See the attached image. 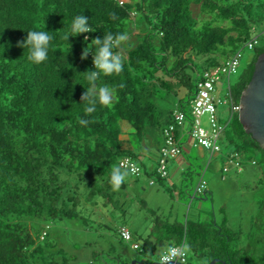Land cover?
Listing matches in <instances>:
<instances>
[{
    "label": "trees",
    "instance_id": "obj_1",
    "mask_svg": "<svg viewBox=\"0 0 264 264\" xmlns=\"http://www.w3.org/2000/svg\"><path fill=\"white\" fill-rule=\"evenodd\" d=\"M78 15L88 17L93 32L65 40ZM263 19L264 0H0V264H72L74 256L49 233L51 223H58L54 234L61 236L68 221L103 229L100 238H106L87 264H131L111 240L123 242L119 226H95L84 214L86 204L102 203L124 213L129 182L114 190L113 166L124 156L137 161L143 150L155 154L158 164L166 132L179 144L180 127L167 131L174 124L173 110L182 109L191 119L189 102L203 71L228 57ZM43 30L53 39L48 59L36 65L29 49L17 42L28 31ZM105 33L129 37L113 49L124 58L123 71L101 75L96 90L112 87L113 103L97 102L96 110L86 114L91 105L80 97L89 88L85 71L94 70L92 54L98 47L91 41ZM86 47L90 53L82 61ZM263 50L264 44L252 49L236 81L228 82L233 104ZM223 124L224 146L241 152L256 173L249 187L255 212L248 231L241 236L231 229L222 209L220 222L171 223L155 217L138 249L139 254L148 250L144 262L152 263L158 243L187 240L186 264H209L214 258L219 259L214 264H264V149L245 131L237 111ZM140 166L145 175L163 179L156 168L148 172Z\"/></svg>",
    "mask_w": 264,
    "mask_h": 264
},
{
    "label": "rangeland",
    "instance_id": "obj_2",
    "mask_svg": "<svg viewBox=\"0 0 264 264\" xmlns=\"http://www.w3.org/2000/svg\"><path fill=\"white\" fill-rule=\"evenodd\" d=\"M257 30L261 31V27L259 26ZM260 40L263 42L262 38ZM252 55V50L242 48L240 66L229 77L231 84L236 81L242 67L251 59ZM223 83L226 86L227 80L224 79ZM177 91L179 97H182L185 93L183 87L177 88ZM218 96L222 100L221 103L217 104L219 121L224 123L228 119L229 113V104L223 102L226 97V90L220 91ZM200 124L206 129L210 128L207 113H203L200 116ZM125 131L127 132L128 130L125 129ZM126 132H124V135L127 137ZM220 143V154L212 157L207 153L203 157L199 156L193 149L189 156L191 166L180 178L181 185L180 183L177 184L176 182L178 181H176L175 186H169L165 190L161 185L165 182L163 181L164 179L158 180L154 176L150 177L145 174L135 178L128 175L126 179L129 182V186L124 190L126 196L122 198L125 201V205L122 207L124 208V213H122V209L113 210L111 207L103 206L102 203L97 206L87 203L84 214L94 221L95 226L100 223H106L110 226L121 224L128 226L131 233H133L134 241L141 244L142 239L150 233L155 217L171 223L184 222L185 219L210 222L211 218L220 222L223 214L221 212L222 209L227 217L228 226L237 232H241L242 236L248 231L251 217L255 212V204L249 187L256 179V173L253 167L248 162H245L242 172L231 170L226 173L225 177H222L221 166L224 155L232 149L224 146L222 139ZM171 160L166 163L167 175L172 165ZM137 162L138 164H145L140 155ZM202 172L207 182V189L211 192L207 193L206 199H204L203 194H194V187ZM151 179L154 181L153 184H150ZM88 207H92L94 210L91 215H89L90 211H87ZM68 222H66L67 228L63 229L61 236L54 234L59 229L58 223H51L49 233L56 237L57 242L68 254L74 256L75 259L70 261L72 264H87L92 250H98V244L103 243L101 240L106 238L105 236L102 239L100 238L103 229L94 228V226L85 229L80 227V225ZM107 233L112 234V232ZM111 240L113 241L115 252L120 254L122 260L131 262L132 259H146L143 253H147L148 250H144L142 254H139L138 249L132 248L130 243L118 241L114 238ZM96 241L97 243H94ZM86 242L92 244V246H85ZM163 246H168V243L162 241L156 245V249L153 252V262H158L159 250Z\"/></svg>",
    "mask_w": 264,
    "mask_h": 264
},
{
    "label": "built area",
    "instance_id": "obj_3",
    "mask_svg": "<svg viewBox=\"0 0 264 264\" xmlns=\"http://www.w3.org/2000/svg\"><path fill=\"white\" fill-rule=\"evenodd\" d=\"M125 0H119V3ZM261 31L252 29L250 36L245 39L241 45L236 48L228 57L224 58L221 62L205 69L201 75L200 80L197 82V89L194 97L190 100V113L191 119H187L185 112L182 109L175 108L173 110V121L174 124H170L167 131H171L175 126L180 129L188 130V133L193 140L194 145L199 146L207 150L210 155H219L221 152V136L224 130V124L218 120L217 117V104L221 103L222 100L218 94L223 89L226 90V97L223 102L229 104L230 115L234 111H238L239 105L233 104L229 97V77L235 73L241 63V50L247 48L249 50L254 49L257 46L264 44V19L261 24ZM263 39L261 42L260 39ZM227 80L226 86H224L223 80ZM203 113L208 114V121L210 128L206 129L200 124V116ZM165 138L166 145L162 147L161 154L158 158V164L156 172L160 178L167 177L166 163L170 157L177 155L180 151V145L175 143L171 133L166 132ZM244 156L241 152L230 151L224 155L223 164L221 166L222 177L226 176V173L234 170L241 172L244 168ZM254 163V160H250ZM122 170L127 169L129 174L134 177H139L143 174V169L137 161L129 156H124L120 159L119 165ZM150 183L154 181L151 179ZM207 189V182L204 179L203 172L194 187V194H202ZM120 238L131 244L134 249H139L140 244L134 241L130 230L125 226H119L117 228ZM44 232L40 235L42 238ZM180 244H174L172 246H179ZM187 260V256L185 258Z\"/></svg>",
    "mask_w": 264,
    "mask_h": 264
},
{
    "label": "clouds",
    "instance_id": "obj_4",
    "mask_svg": "<svg viewBox=\"0 0 264 264\" xmlns=\"http://www.w3.org/2000/svg\"><path fill=\"white\" fill-rule=\"evenodd\" d=\"M93 32L88 24V17L85 15H78L74 18L71 30L63 37L68 40L70 36L76 37L81 34ZM53 37L49 31H28L27 36L17 42L18 47L29 49V60L34 64L39 65L48 59L49 45ZM88 40L87 35L84 36ZM129 39L127 33H105L103 38H93L91 43L97 47L96 54H92V63L94 70H86V79L89 83V88L85 89L80 97L81 101L87 102L91 106L85 107V113L90 114L96 110L95 105L99 102L100 105L110 107L113 103L114 89L108 85H104L96 90V81L103 76L118 75L123 71L124 58L118 51L122 43ZM90 51L87 47L83 49L80 59L86 60ZM80 124L86 125L87 120H80ZM127 169L122 170L121 166H113L111 172L110 183L114 190H118L123 182L128 177ZM190 251V245L187 240L183 241L179 246H163L159 250L158 264H186V256Z\"/></svg>",
    "mask_w": 264,
    "mask_h": 264
},
{
    "label": "water",
    "instance_id": "obj_5",
    "mask_svg": "<svg viewBox=\"0 0 264 264\" xmlns=\"http://www.w3.org/2000/svg\"><path fill=\"white\" fill-rule=\"evenodd\" d=\"M238 118L247 133L264 149V50L254 61L253 72L248 84L242 90L238 102ZM207 197L204 196V199ZM219 259L214 258L209 264ZM131 264H147L139 259H132ZM158 262H152L155 264ZM224 264H232L223 261Z\"/></svg>",
    "mask_w": 264,
    "mask_h": 264
},
{
    "label": "crops",
    "instance_id": "obj_6",
    "mask_svg": "<svg viewBox=\"0 0 264 264\" xmlns=\"http://www.w3.org/2000/svg\"><path fill=\"white\" fill-rule=\"evenodd\" d=\"M230 115V111L228 113V116ZM217 117H218V120L219 119V116H218V111H217ZM125 129H128V126L125 124L124 125ZM124 137H126V135H123ZM179 144L181 145L180 146V151L177 155L173 156V157H170V159H172V165L170 167V171L168 172L169 174L167 175L166 178H164L162 184L160 182V184L163 186V188L165 190H167V188H169V186H175V182L177 184L180 183L181 185V180L180 178L182 177L183 174L186 173V171L189 169V167L191 166V160L189 158L190 154L192 153L193 149H195L196 153L199 155V156H204L206 153L207 154H210L207 150H205L204 148L202 147H199V146H196L194 145L193 143V140L191 139L189 133H188V130H184V129H180V135H179ZM143 160L145 161V169L146 171L150 172V171H153L155 166H156V156L155 154L153 153H150V152H146V151H142V154L140 155ZM212 156H216V155H210V157ZM168 160V161H169ZM210 162V161H208ZM242 172V171H241ZM143 174H145V172L143 171ZM142 174V175H143ZM130 175V174H129ZM130 177H134L132 175H130ZM135 178V177H134ZM168 182V183H167ZM151 184V183H150ZM193 220V219H192ZM118 226H125L129 229L128 226L126 225H118ZM130 230V229H129ZM131 232V231H130ZM132 234V233H131ZM133 236V234H132ZM134 239V238H133ZM125 242V241H124ZM125 243H128V242H125ZM131 245V244H130Z\"/></svg>",
    "mask_w": 264,
    "mask_h": 264
},
{
    "label": "flooded vegetation",
    "instance_id": "obj_7",
    "mask_svg": "<svg viewBox=\"0 0 264 264\" xmlns=\"http://www.w3.org/2000/svg\"><path fill=\"white\" fill-rule=\"evenodd\" d=\"M143 261V260H142ZM152 262H153V260H152ZM146 263V262H145ZM148 264V263H147Z\"/></svg>",
    "mask_w": 264,
    "mask_h": 264
}]
</instances>
